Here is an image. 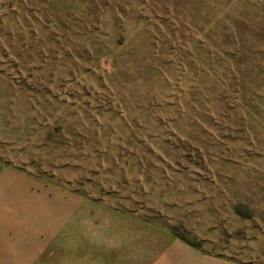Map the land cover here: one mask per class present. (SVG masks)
Instances as JSON below:
<instances>
[{
	"label": "rangeland",
	"instance_id": "1",
	"mask_svg": "<svg viewBox=\"0 0 264 264\" xmlns=\"http://www.w3.org/2000/svg\"><path fill=\"white\" fill-rule=\"evenodd\" d=\"M264 264V0H0V259Z\"/></svg>",
	"mask_w": 264,
	"mask_h": 264
},
{
	"label": "crops",
	"instance_id": "2",
	"mask_svg": "<svg viewBox=\"0 0 264 264\" xmlns=\"http://www.w3.org/2000/svg\"><path fill=\"white\" fill-rule=\"evenodd\" d=\"M9 257H3L0 259V264H20L14 255H8Z\"/></svg>",
	"mask_w": 264,
	"mask_h": 264
}]
</instances>
